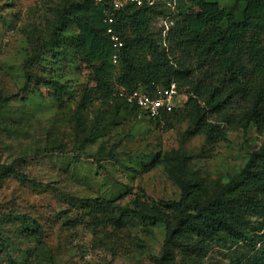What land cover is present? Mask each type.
<instances>
[{
	"label": "rangeland",
	"instance_id": "obj_1",
	"mask_svg": "<svg viewBox=\"0 0 264 264\" xmlns=\"http://www.w3.org/2000/svg\"><path fill=\"white\" fill-rule=\"evenodd\" d=\"M216 1L240 15L244 0ZM65 5L0 0V264H159L167 219L153 208L179 200L184 180L218 192L264 136L254 123L229 126L210 114L226 130L225 140L211 143L189 134V122L89 101L92 73L74 49L76 25L61 23ZM186 9L175 4L170 12L178 19ZM171 24L159 18L154 27ZM29 74L36 83L28 84ZM42 78L65 86L62 102L38 85ZM236 103L249 109L253 100ZM122 208L130 219L119 220ZM245 221L258 239L264 219ZM250 253L248 241L222 236L195 246L181 237L166 264H245Z\"/></svg>",
	"mask_w": 264,
	"mask_h": 264
},
{
	"label": "trees",
	"instance_id": "obj_2",
	"mask_svg": "<svg viewBox=\"0 0 264 264\" xmlns=\"http://www.w3.org/2000/svg\"><path fill=\"white\" fill-rule=\"evenodd\" d=\"M175 4L187 7L178 19L170 12ZM109 15L114 18L112 24L106 21ZM159 18H168L172 24L157 30L154 22ZM69 21L78 29L74 49L92 73L93 85L85 94L89 101L114 104L138 116L144 111L122 92L154 93L173 83L181 92L188 85L183 106L163 111L153 120L189 122V134H204L211 143L225 140L226 130L210 114L229 126L254 123L264 136V0H244L240 15L216 0H156L153 5H128L119 11H113L109 0H66L61 23ZM111 26L123 41L120 48L108 33ZM34 83L29 74L28 84ZM41 84L52 98L63 101V84L44 78ZM238 96L252 99V107L238 105ZM153 211L167 219L159 264L175 257L181 237L204 246L222 236L251 244L245 264H264V227L254 240L245 226L247 216L264 219V141L241 173L218 192L210 194L202 183L184 180L181 198ZM131 216L130 209L122 208L119 220Z\"/></svg>",
	"mask_w": 264,
	"mask_h": 264
},
{
	"label": "built area",
	"instance_id": "obj_3",
	"mask_svg": "<svg viewBox=\"0 0 264 264\" xmlns=\"http://www.w3.org/2000/svg\"><path fill=\"white\" fill-rule=\"evenodd\" d=\"M102 2L103 0H96ZM113 11H119L128 5H135L136 7H142L146 4L153 5L156 0H109ZM106 21L110 24L114 23V18L109 15ZM168 29V27H167ZM167 29L164 31L166 32ZM108 33L111 34L114 41V45L117 48L123 46L121 37L115 32L111 26L108 29ZM116 55L114 58L116 59ZM126 96L129 102L135 103L140 109H142L146 116L150 119H156L161 115L163 111L172 112L174 109L183 106L181 102V94L176 83L171 84L168 87L160 86L154 93H150L144 89H138L131 94L121 93Z\"/></svg>",
	"mask_w": 264,
	"mask_h": 264
}]
</instances>
